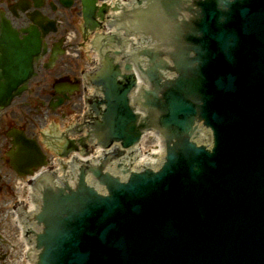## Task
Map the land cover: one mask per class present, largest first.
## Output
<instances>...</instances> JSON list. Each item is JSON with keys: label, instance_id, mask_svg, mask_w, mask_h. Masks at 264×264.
Wrapping results in <instances>:
<instances>
[{"label": "water", "instance_id": "obj_1", "mask_svg": "<svg viewBox=\"0 0 264 264\" xmlns=\"http://www.w3.org/2000/svg\"><path fill=\"white\" fill-rule=\"evenodd\" d=\"M214 1L216 6L205 12L200 9L201 16L206 17L204 27L198 29L210 39L213 51L208 78L200 75L173 81V75L184 72L177 52H171L178 58L176 62L171 54L164 55L172 67L164 77L163 71L170 65L160 57L162 53L150 48L140 53L148 58V69L143 73L157 89L155 93L145 89L147 104L155 115H162L165 127L175 128L183 153L203 152L194 149L185 136L196 128L200 118L206 119L217 133V150L203 161L201 176H196L201 163L192 170H186L188 164L181 163L183 174L186 171L195 177L188 184L189 191L185 192L181 175L162 182L163 173L132 179L125 191L121 183L104 178L97 170L95 175L102 176L99 181L107 187L109 196H100L93 189L91 194L87 190L85 193L101 205L100 215L91 220L90 198L87 205L78 196L49 202L51 212L57 204H63L72 221L81 219L79 227L71 231L72 240L61 234L60 241L67 252L57 255L46 249L42 253L44 264H264V0L237 8L233 28L241 44L226 54L221 43L229 37L230 26L218 28L217 22L223 19L219 16L224 6L233 0ZM159 2L170 13L177 3L189 14L196 9L186 6L183 0ZM108 7L126 9H122L123 3ZM179 15V11L173 15V26L181 34L187 26L191 34H197L195 24L187 25L185 19L180 23ZM144 22L146 30L152 26ZM3 31L6 34L2 38L12 35L6 26ZM32 44L25 58L31 57ZM230 59L235 60L233 65ZM17 68L18 63H14L9 69ZM162 92L163 97L159 95ZM130 122V131H134L135 120ZM17 141L18 157L27 160L36 152L23 137ZM49 155L53 153L49 151ZM174 156L175 152L170 163H174ZM191 162L196 160L191 157ZM154 186H160L158 192H153ZM62 218L67 224V217Z\"/></svg>", "mask_w": 264, "mask_h": 264}, {"label": "rangeland", "instance_id": "obj_2", "mask_svg": "<svg viewBox=\"0 0 264 264\" xmlns=\"http://www.w3.org/2000/svg\"><path fill=\"white\" fill-rule=\"evenodd\" d=\"M81 19L78 17L74 20L73 24L65 25L66 30L68 32L77 33L78 40H81V35H79V30L82 27L81 26ZM62 29V27H61ZM80 60L74 58V61L79 64L80 67L85 64L86 57H85V50H80L79 52ZM20 123V122H19ZM27 123V122H26ZM61 125H65V123L60 122ZM31 132H33V129H29ZM151 137H148L146 141H148L146 144V148H149L154 141L150 140ZM150 140V141H149ZM15 177L12 176V173L9 169V166L3 161L0 162V234L6 239L5 235L8 233L9 225L11 224V207L13 205V198L12 194H10V184L14 182ZM13 193V192H12ZM14 221V220H13ZM14 223V222H13ZM15 224V223H14ZM5 234V235H4Z\"/></svg>", "mask_w": 264, "mask_h": 264}, {"label": "flooded vegetation", "instance_id": "obj_3", "mask_svg": "<svg viewBox=\"0 0 264 264\" xmlns=\"http://www.w3.org/2000/svg\"><path fill=\"white\" fill-rule=\"evenodd\" d=\"M16 0H0V5L4 2L7 3L6 5V10L8 12V16L11 18V20L13 21V23H15L16 27L18 28H22L26 22H28V16L25 15V14H19L18 13V10L16 11L15 7L13 6V3L15 2ZM31 2H34V0H30ZM52 0H44V4L47 3H50ZM60 0H55V2H58ZM47 8H49V5L46 6ZM35 95H38V93H36ZM7 125H12V122H9ZM4 130V128L2 127L0 132H2ZM10 147V140L9 139H5V141H1L0 140V149H4L6 150V148H9ZM1 152V151H0ZM13 232L12 230L10 231L9 233V240H10V243L12 242V246L10 245L9 246V249L8 251H3L1 250L0 251V263L3 261V260H9L10 261V264H19V255H20V249L15 245V235H13ZM9 243V244H10ZM3 246V243L0 242V249L1 247ZM3 253V254H2Z\"/></svg>", "mask_w": 264, "mask_h": 264}, {"label": "bare ground", "instance_id": "obj_4", "mask_svg": "<svg viewBox=\"0 0 264 264\" xmlns=\"http://www.w3.org/2000/svg\"><path fill=\"white\" fill-rule=\"evenodd\" d=\"M157 152H158V149L154 148L152 153L154 154V153H157Z\"/></svg>", "mask_w": 264, "mask_h": 264}]
</instances>
